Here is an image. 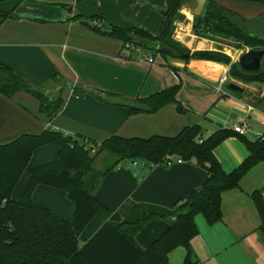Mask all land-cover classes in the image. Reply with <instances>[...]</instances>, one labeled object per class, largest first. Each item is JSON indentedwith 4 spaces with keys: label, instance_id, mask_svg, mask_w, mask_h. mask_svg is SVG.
I'll return each instance as SVG.
<instances>
[{
    "label": "crops",
    "instance_id": "obj_1",
    "mask_svg": "<svg viewBox=\"0 0 264 264\" xmlns=\"http://www.w3.org/2000/svg\"><path fill=\"white\" fill-rule=\"evenodd\" d=\"M60 1L74 4H69L68 10L56 8L53 4ZM217 1L244 16L264 13L261 2ZM76 2L0 0V12L18 14L0 16V62L35 87L42 86L54 73H60L70 84L63 89V104L52 118L39 112L38 100L29 93L18 91L11 97L0 93V144L24 133L38 134L47 128L94 142L112 135L172 136L184 126L195 123L203 127L204 137L220 128L233 130L237 124L249 125L251 133L246 137L251 140L264 132L263 83L243 82L228 75L226 93L220 96L213 84L229 70V64L191 56L165 59L148 49L143 51L153 56V63L137 60L135 51L124 58L121 41L96 33L74 19L75 14L82 15ZM133 7L138 8L133 20L123 23L105 20L106 26H137L156 36L163 18L160 10L166 7V0H146ZM192 7L189 14L196 16ZM180 14L185 20L191 17L182 11ZM30 16L49 20L37 22L29 19ZM186 29L175 39L190 52L218 50L235 62L246 50L229 48L227 42H237L224 37H200L191 31V25ZM179 82L181 87L176 97L186 112H179L175 103H167L155 112H130L128 105L135 103V98L146 97ZM231 83L240 89L232 90ZM74 86H78L79 91ZM58 150L57 142L39 147L33 152V155L37 153V160L35 163L30 160L29 164L35 167L47 163L57 157ZM214 153L227 172L248 154L238 134L225 139ZM129 169L133 179L116 171H109L103 177L95 191V215L79 234V244L87 241L103 222L121 221L119 207L125 200L173 207L190 190L202 185L207 175L205 169L185 161L158 166L151 171L132 166ZM23 178L21 190L12 193L14 200L21 198L27 185L28 175ZM256 189L261 190L264 199V161L241 178L239 187L221 194L222 221L209 225L202 215L195 217L198 234L192 239L191 248L198 264H264V241L258 229L261 219L250 198ZM32 198L60 219H72L74 206L64 190L37 184ZM168 227L166 219L152 220L137 232L135 241L141 248H147ZM184 254L183 247L173 249L169 264H181Z\"/></svg>",
    "mask_w": 264,
    "mask_h": 264
},
{
    "label": "trees",
    "instance_id": "obj_2",
    "mask_svg": "<svg viewBox=\"0 0 264 264\" xmlns=\"http://www.w3.org/2000/svg\"><path fill=\"white\" fill-rule=\"evenodd\" d=\"M182 1L178 0L174 8L163 16L156 36L137 26H106L103 15L99 13L88 17L75 14L74 19L96 33L121 41L123 46L131 44L152 50L153 54L165 59H188L184 55L190 54L193 58L220 61L229 64L230 77L264 84V56L260 67L248 72L238 62H231L230 57L221 51L190 52L172 38L173 21ZM0 16L16 17L18 14L0 12ZM29 19L37 22L49 20L35 16ZM263 19L264 14L244 16L224 7L217 0H207L202 14L194 16L193 30L200 37L220 36L233 40L237 42V48L264 49V35L259 28ZM69 85L60 73H54L42 86L35 87L10 66L0 62V93L7 97L18 91L31 94L39 102V112L48 118L61 108L62 91ZM180 87L179 82L146 97H137L135 103L128 105L130 112H155L167 103H175L177 110L184 113L187 109L176 97ZM74 89L79 91L80 88L74 86ZM97 96L100 97L99 94ZM235 134L238 133L220 128L204 137L203 127L195 123L184 126L172 136L156 134L142 138L112 135L94 142L83 136L47 128L38 134L24 133L0 144V264H169V254L177 247L185 250L183 264H198L191 248V241L198 234L195 217L202 215L209 225L222 221L221 194L239 187L241 178L254 165L264 161V132L254 140L238 134L248 154L233 170L225 171L214 150ZM53 142L59 144L56 160L35 167L27 166L35 149ZM86 142L94 143L98 151L90 154ZM99 153L113 157L109 167H94ZM138 157L148 165L159 166H166V161L178 157L183 162L205 169L206 179L173 207L125 200L119 207L121 221L103 222L87 241L79 244V234L95 215V191L103 177L109 171H116L133 179L130 162ZM23 173L28 175V182L21 198L14 200L12 192ZM37 184L66 192L74 206L71 220L60 219L49 208L33 200ZM250 198L261 219L258 229L264 241V199L261 190H254ZM156 219H166L169 227L147 248H141L135 241V235L144 225Z\"/></svg>",
    "mask_w": 264,
    "mask_h": 264
},
{
    "label": "rangeland",
    "instance_id": "obj_3",
    "mask_svg": "<svg viewBox=\"0 0 264 264\" xmlns=\"http://www.w3.org/2000/svg\"><path fill=\"white\" fill-rule=\"evenodd\" d=\"M143 1H146V0H141V1L140 0H77L76 3H78V5H79L77 7V9L81 10L82 15L84 14L85 16L88 17V16H92L93 14L99 13V14L103 15V17L106 21H113V22L118 21V23H123V22H127V21L134 19L133 13L136 10H138V8H134L133 6H134V4H141ZM66 3H68V2L60 1V2H57L53 5L57 6L56 8L62 7L64 10H68L70 8L69 6H71L69 4H72V5L74 4V3H68L67 5H64V6L62 5V4H66ZM193 3H194L193 0H184L180 4V7L178 8L177 14H176L175 19L173 21L172 38L174 40H176L175 39L176 34L181 35L182 32L187 31L186 27H188L189 25H191V27H192L191 31L194 33V30H193L194 16H191L189 14V9L193 6ZM180 11L187 14L188 16L190 15L191 17H188L185 20L184 19L185 16L180 14ZM202 12H201V14H202ZM261 14H264V13H261ZM189 18H191V19H189ZM189 20H191L190 21L191 24L189 23V25H188L187 23ZM259 28L262 32V35H264V21L259 25ZM227 45H228V47L230 46L232 48L237 47V44H235V43H228L227 42ZM243 50H245V49H243ZM150 52L153 53L152 50H150ZM235 62H237V61H235ZM225 88H227L226 85H225ZM86 146L88 148H90L89 149L90 154H94L98 151L97 146L92 142H86ZM57 157H58V154H57ZM57 157L54 158L53 160H56ZM37 158H38L37 153H35V155L32 154L29 161L31 160L30 161L31 163H35ZM53 160H51V161H53ZM112 161H113V157L107 156L104 153H99L95 158L94 167L97 169L107 168L111 165ZM41 164H44V163H41ZM41 164H37V165H41ZM37 165H35V166H37ZM27 166L28 167H34V166L30 165L29 162H28ZM25 174L26 173H23L21 175L20 179L18 180V182L16 183V185L13 189V192H17L18 190L19 191L21 190V184L25 178V177L23 178V176ZM183 258H184V256H183ZM183 258L181 259V264H183Z\"/></svg>",
    "mask_w": 264,
    "mask_h": 264
},
{
    "label": "built area",
    "instance_id": "obj_4",
    "mask_svg": "<svg viewBox=\"0 0 264 264\" xmlns=\"http://www.w3.org/2000/svg\"><path fill=\"white\" fill-rule=\"evenodd\" d=\"M175 37H179V34H176ZM123 49L125 50V52L123 53V57L124 58H129L130 57V51H135L136 52V58L139 61H145L148 63H153L154 59L152 55H148L147 53H145L143 51L142 48L138 47V46H134L131 44H125L123 46ZM228 70H225L218 78L217 80L214 82L213 84V89L217 92V94H219L220 96L225 95L226 91H225V85L227 83L228 80ZM248 109L251 110L252 106H248ZM233 131L237 132L240 135H244L246 136L248 133H251V128L249 127V125H245V124H237L233 126ZM177 162V163H181L183 162L182 159L178 158V157H173L170 160L166 161L165 164L166 166L171 165L172 163ZM130 166L132 167H136L139 168L141 170H152L156 167H158L159 165H154V164H150L148 165L145 160L143 158H135L133 161L130 162Z\"/></svg>",
    "mask_w": 264,
    "mask_h": 264
},
{
    "label": "water",
    "instance_id": "obj_5",
    "mask_svg": "<svg viewBox=\"0 0 264 264\" xmlns=\"http://www.w3.org/2000/svg\"><path fill=\"white\" fill-rule=\"evenodd\" d=\"M254 2L264 3V0H249ZM178 0H166V7L160 10L162 16H166L170 10L174 8ZM192 11L195 15L201 14L207 0H193ZM189 54L184 55V58H189ZM264 56V49H247L238 58L239 66L248 72L257 70L260 67L261 59ZM232 90H239L240 88L235 84H229Z\"/></svg>",
    "mask_w": 264,
    "mask_h": 264
}]
</instances>
